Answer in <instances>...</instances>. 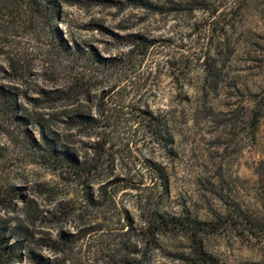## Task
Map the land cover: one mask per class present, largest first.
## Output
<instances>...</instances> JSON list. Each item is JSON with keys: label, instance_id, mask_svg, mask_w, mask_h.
I'll return each instance as SVG.
<instances>
[{"label": "rangeland", "instance_id": "1", "mask_svg": "<svg viewBox=\"0 0 264 264\" xmlns=\"http://www.w3.org/2000/svg\"><path fill=\"white\" fill-rule=\"evenodd\" d=\"M196 1L105 0L92 6L91 0H62L64 38L105 58L127 57L120 67L51 54L49 42L27 25L0 36L7 41L0 84L17 94L20 115L32 120L29 135L39 139L35 122L42 120L68 149L91 159L92 143L100 138L69 130L67 116L82 110L111 118L95 131L109 142L104 161L110 178H97L89 187L45 165L21 127L0 119V229L8 228L7 237L28 236L30 248L56 258L47 244L61 231L74 236L88 231L65 264H128L127 259L129 264H184L190 247L184 231L171 227L159 233L147 226L157 203L168 219L189 216L222 224L220 233L205 241L219 264H264V239L242 234L241 226L245 215H261L264 198V112L257 127L252 125L264 106V0H251L241 11L229 40L222 33L229 17L215 22L207 10H185ZM211 1L219 13L231 2ZM132 34L158 43L148 51L132 49L126 44ZM10 58L19 62V70L28 66L23 79L9 68ZM79 85L89 94L45 100V92ZM139 110L163 118L173 137L170 146L161 148L152 139L134 117ZM149 163L164 170L167 190L155 182ZM115 179L121 182L116 199L135 230V248L123 256L112 251L118 218L93 208L85 193L97 196ZM98 228L102 231L94 233ZM153 237L156 247L147 248L146 238Z\"/></svg>", "mask_w": 264, "mask_h": 264}, {"label": "trees", "instance_id": "2", "mask_svg": "<svg viewBox=\"0 0 264 264\" xmlns=\"http://www.w3.org/2000/svg\"><path fill=\"white\" fill-rule=\"evenodd\" d=\"M91 2L90 5L98 6L103 4L105 0H91ZM231 2L224 6L221 13H219L220 6L211 0H197L185 10H189L190 12L200 9L207 10L215 22L221 18L227 21L226 17H229L228 22H225L224 26H222V33L225 35L226 40H229L232 36L230 34H232L237 23L240 22L241 11L248 8L251 0H231ZM62 22V0H0V36L3 34L7 36L14 29H25L27 25L32 32H35L49 42L48 44L52 49L49 51V53L52 52L51 54H59L66 57L76 56L78 60H92L101 67L114 68L124 65L127 57L124 59L122 57L105 58L97 54L87 44L82 45L76 41L65 39L59 28ZM128 39L126 44L129 47L132 49L137 47L145 51H148L158 43L139 34L129 35ZM6 42L5 38H0L2 48L0 56L3 55L4 47H6L4 44ZM9 61H11V63L8 62L9 68L13 72H16V77L23 79L27 75L28 66L19 65L21 68L19 70L17 67V63L19 62L15 58H10ZM0 68L3 70L2 66ZM77 87L79 88L75 90L69 89L68 91H56L55 93L45 92V100L47 102L58 99L69 100L71 97L77 98L84 94H89L87 87L84 88L83 85ZM139 111V114L136 116L134 114V117L141 119L139 123L144 126L145 130L152 136V139L161 148L166 149L170 146L173 143V137L163 118L152 112ZM263 112L264 106L260 105L252 120L254 128L257 127ZM20 113L21 105L17 94L10 88L0 84V119L7 118L8 120L15 121L21 127L25 137L29 139L30 145L45 165L50 166L55 171L69 174L74 180H79L85 184L86 187L94 184L97 178L101 182H105L110 178L104 161L105 150H107L109 142L105 137L101 138L95 132L97 129L103 127L105 121H110L111 119H106L102 115L104 114L103 112H101L100 116L95 117L82 110H76L67 116V121L65 122L69 130H76L80 136L100 138L97 142L92 143V149L96 152L95 157L91 159L87 157L83 159L78 153L68 149L65 144H62V141L56 136L55 132L49 131V127L43 124L42 120L35 122L39 127V139L29 135L27 127L33 124V122L28 118L22 117ZM147 167L148 171L152 172L155 182H161L163 188L167 190L169 181L164 170L153 163L147 164ZM120 183V181L115 179L110 184L103 185L99 189L97 196L88 191L85 192L93 208L104 212L109 210L113 214V217L116 216L118 218V233L114 236L112 242L114 256H123L131 248H135V245L132 244V239L135 235L133 221L128 212L119 206L120 204L116 199L120 190ZM18 190L17 188H10L8 191L13 193L14 197H17L19 195L17 193ZM10 193H6L5 195L11 196ZM160 205L156 203L153 209L150 210L151 214H153V220L147 225L148 228L159 233H164L171 229V227L182 229L190 240L189 254L187 256L184 255L182 258L184 264H219L206 251L205 241L208 237L220 233V226L222 224L209 223L196 218L193 219L189 216H184L183 218L172 216L171 219H168L161 213ZM241 223L244 231L242 234L248 233V235L257 240L264 239V198L261 202V215H245ZM7 229H0V264H24L25 262L29 264H65L67 254L72 253L75 246L92 233L87 231L85 234L74 236L61 231L54 241L47 244L50 250L57 255L56 258H52L44 257L36 250L30 248L27 245L29 241L28 236L20 238L16 237V234H11V236L7 237ZM99 231H102V229L98 228L93 232ZM156 241L155 237L146 238L145 246L154 249ZM126 262L129 264L128 259ZM130 264L133 263L130 262Z\"/></svg>", "mask_w": 264, "mask_h": 264}]
</instances>
